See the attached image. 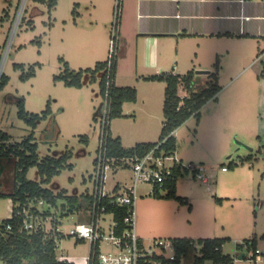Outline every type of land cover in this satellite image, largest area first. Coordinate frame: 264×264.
Listing matches in <instances>:
<instances>
[{"label":"rangeland","instance_id":"obj_1","mask_svg":"<svg viewBox=\"0 0 264 264\" xmlns=\"http://www.w3.org/2000/svg\"><path fill=\"white\" fill-rule=\"evenodd\" d=\"M53 2L0 0V81L2 77L6 79L0 85V131L9 135L13 144L24 141L31 133V128L18 117L19 100L24 101L29 113L39 114L49 109L48 118L40 121L34 131L39 162L62 155L68 157L49 184L41 185L54 194L62 191L69 197L88 193L91 188L89 179L98 145L97 117L102 98L99 78L90 83L84 77L82 89L68 88L57 81L56 77L63 72L60 59L75 71L93 69L99 61L107 62L115 0H56L54 7ZM73 11L79 12L80 17L76 18ZM210 69L217 73L214 66ZM195 72H192L196 79L192 91L201 92L210 80ZM179 94L184 95V91L180 89ZM222 97L223 105H217L219 100V103L209 101L201 110V120L191 116L176 133V156L185 165L201 163L209 171L208 182L203 183L191 172L184 173L176 182V199L170 200L165 199L167 189L155 193L150 186L137 187L136 232L145 242L162 239L168 244L174 239H190L198 250L199 239L222 238L224 254L233 256L243 251L241 245L245 241L254 238L257 232L254 211H259L257 204L264 202V182L259 190L248 185L233 192L230 185L250 183L253 173L260 177L264 162L256 163L253 159L264 158V151L257 148L254 122L239 119V99L229 101V93ZM232 105L236 108L226 113ZM159 120L161 129L162 114ZM114 125L125 132L130 130L125 120H112L110 130L113 131ZM126 138L125 142L129 143L136 137ZM223 166L227 173H222ZM8 168L7 165L0 182V187L7 190L12 185ZM128 176L126 171L118 170L116 174L108 171L106 190L111 189L114 178L124 182ZM26 178L40 183L42 176L37 167H31ZM64 199L58 198L56 208L50 210L52 216L63 215L60 206L66 203ZM11 215L10 202L0 198V220ZM66 223L63 229L68 231L65 228L73 224V219ZM261 228L264 229V214L258 230ZM259 246L264 252V242ZM87 252L86 243L74 245L68 238L61 243L57 256H67L72 264H85Z\"/></svg>","mask_w":264,"mask_h":264},{"label":"crops","instance_id":"obj_2","mask_svg":"<svg viewBox=\"0 0 264 264\" xmlns=\"http://www.w3.org/2000/svg\"><path fill=\"white\" fill-rule=\"evenodd\" d=\"M121 9L114 85L118 88L135 89L136 100L125 102L122 105V116L112 119L127 121L130 126L129 132L114 125L110 134L113 138H120L124 149H131L141 143L159 141L163 127L162 125L160 129L159 117L160 114L163 116L166 84L152 78L162 73L185 76L196 71L195 74L199 77L209 78V84L212 83L211 74L216 76L220 91L216 99L210 101L220 102L217 104L219 106L223 105L221 98L228 93L231 96L229 101L232 99L236 102V98L239 99L237 113L239 119L243 122L251 119L254 122L257 131V148L264 151V78L260 77L264 67V0H122ZM75 17L79 18L80 13L75 11ZM101 62L104 60L96 64ZM215 64H217L215 69L217 73L210 69L212 66L215 67ZM197 71L207 73H197ZM193 80L196 81L195 77ZM250 104L253 106L249 107ZM234 108L236 106L232 105L225 112L230 113ZM202 109L203 107L199 111V120ZM179 128L172 133L176 141L175 152L178 149L176 133ZM128 136L136 138L126 143L125 139ZM255 158L253 160L256 163L264 162L263 157ZM7 165L12 185L8 190L0 187V193L3 194L13 191L14 167L7 159L0 158V182L6 173ZM227 172L222 171V173ZM113 173L116 174V171ZM206 173L209 175V171ZM114 179L111 189L107 190L109 193L118 192L128 184V180L121 182L120 179ZM262 182H264V166L260 177L259 174L253 173L250 183L230 185V187L233 192L242 186L248 188V185H253V188L259 190ZM86 194L87 192H84L70 197L79 200L81 197H86L87 200ZM219 195L221 198L230 199L224 196L225 194ZM257 196L259 199V194ZM6 200L10 202L12 208V201ZM257 207L259 211H254V229L257 232L254 233L251 241L253 240L256 248L260 249L259 243L264 242V229L258 230V228L264 214V202L257 204ZM140 240L145 245H149L154 239L148 242L141 238ZM261 253L264 255L263 251ZM258 264H264V256H261Z\"/></svg>","mask_w":264,"mask_h":264},{"label":"trees","instance_id":"obj_3","mask_svg":"<svg viewBox=\"0 0 264 264\" xmlns=\"http://www.w3.org/2000/svg\"><path fill=\"white\" fill-rule=\"evenodd\" d=\"M52 6L56 3L53 0ZM51 6V7H52ZM77 6V5H76ZM52 7V8H53ZM75 16V11H73ZM63 64V72L56 77V80L62 82L68 88H82L84 86V77H88L91 83L99 78V89L101 98L107 93L111 99V119L122 116V105L125 102H134L136 100V90L130 87L118 88L114 85L115 65L111 74L105 72L106 62L97 63L93 69H79L77 71L70 69L67 62L60 59ZM217 69V64L215 67ZM212 83L201 92H193L194 76L189 73L185 76L162 73L152 80L164 82L166 84L164 92L163 117L164 123L157 143H141L131 149H124L121 146L120 138H113L110 134L108 138V154L112 158L143 156L158 144V150L166 154L175 152V139L172 133L184 124L194 113L193 117L199 120V111L209 99L215 100L220 91L217 85L215 74H211ZM264 78V67L260 74ZM6 82L2 77L0 85ZM184 91V98L179 96V90ZM195 103V104H194ZM18 117L22 119L30 128L31 133L20 143L9 142V135L0 131V158L7 159L14 167V186L13 191L8 194L0 193V198L10 199L12 201V212L16 211V204L24 203L26 197L45 198L52 197L50 202L56 206L58 198H65L66 203H62L60 208L63 210L67 206V212L85 211L87 208L86 197L79 200L76 197H65L62 192L52 193L41 184H48L52 176L58 173V169L65 163L67 155L59 158H45L39 162L37 155V144L33 142V130L36 129L40 121L46 120L49 116V109L39 114L26 111L24 101L19 100ZM99 114V112H98ZM31 167H37L42 179L39 182L28 180L27 172ZM71 165H69V168ZM173 179L166 182L160 188L155 187V193L160 189H167L165 199H176L175 184L177 179L182 176L179 169L172 171ZM44 177V178H43ZM84 198V199H83ZM88 199V198H87ZM60 209V210H61ZM113 210V208H110ZM62 213V212H61ZM117 220L123 218V210H115ZM45 212L43 215H48ZM22 219L14 217L0 220V264H65L59 263L55 258L54 245L52 240L44 234L28 235L20 232ZM175 252L176 264H233V256L224 254V239H199L197 241L198 250L195 249V243L190 239H174L171 241ZM248 249L255 250L256 244L252 240L245 241ZM242 246V245H241ZM241 248V247H239ZM198 254H195V253ZM181 260L183 261L181 263ZM192 260L193 262H190Z\"/></svg>","mask_w":264,"mask_h":264},{"label":"built area","instance_id":"obj_4","mask_svg":"<svg viewBox=\"0 0 264 264\" xmlns=\"http://www.w3.org/2000/svg\"><path fill=\"white\" fill-rule=\"evenodd\" d=\"M122 0H115L113 9V23L110 33V47L105 72H112L116 65L119 45V24ZM181 99L184 98L180 96ZM209 99L206 101H210ZM205 103V104H206ZM195 104V103H194ZM111 99L107 93L102 97L99 114L98 145L95 151L93 171L90 175L91 188L87 193V208L84 212L74 211L66 213L67 206L60 210L63 215L57 218L50 210L56 208L50 200L52 197H26L24 203L16 204L17 210L12 216L22 219L20 232L28 235L44 234L54 245L55 258L59 263L72 264L67 256H57L61 243L71 238L74 245L86 243L88 246L85 264H176L172 242L153 240L145 245L135 232V201L137 187L147 185L160 188L173 179L172 171L179 169L181 175L191 172L203 183L208 182L209 175L204 166L189 163L185 165L176 156V152L165 153L159 151L158 144L143 156L112 158L108 154V138L110 136ZM194 113L193 115H195ZM192 115V116H193ZM126 171L129 173L128 184L120 191L109 193L106 190L108 171ZM222 171H226L222 167ZM47 208V210H43ZM113 208V210H110ZM115 210H123V218L116 219ZM45 212L48 215H43ZM83 215V216H82ZM10 217V218H11ZM73 219V224L65 229L66 221ZM243 251L235 252L233 264L245 261V264H258L262 253L256 248L248 249L243 243ZM183 261L181 260V263Z\"/></svg>","mask_w":264,"mask_h":264},{"label":"water","instance_id":"obj_5","mask_svg":"<svg viewBox=\"0 0 264 264\" xmlns=\"http://www.w3.org/2000/svg\"><path fill=\"white\" fill-rule=\"evenodd\" d=\"M197 73H207L206 71H197Z\"/></svg>","mask_w":264,"mask_h":264}]
</instances>
